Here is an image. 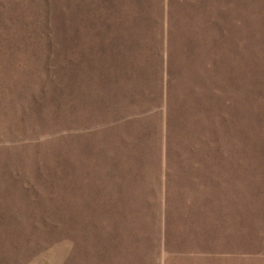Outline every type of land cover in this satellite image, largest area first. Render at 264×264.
Masks as SVG:
<instances>
[{"label":"rangeland","instance_id":"obj_1","mask_svg":"<svg viewBox=\"0 0 264 264\" xmlns=\"http://www.w3.org/2000/svg\"><path fill=\"white\" fill-rule=\"evenodd\" d=\"M0 264H264V0H0Z\"/></svg>","mask_w":264,"mask_h":264}]
</instances>
